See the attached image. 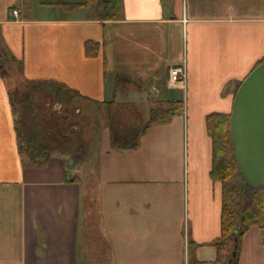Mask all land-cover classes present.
Wrapping results in <instances>:
<instances>
[{
	"label": "crops",
	"instance_id": "1",
	"mask_svg": "<svg viewBox=\"0 0 264 264\" xmlns=\"http://www.w3.org/2000/svg\"><path fill=\"white\" fill-rule=\"evenodd\" d=\"M114 1L118 16L101 22L63 6L74 3H53L58 17H31L20 0H0V54L25 81L57 82L92 100L85 111L92 104L105 112L96 102H113L146 117L143 89L152 94L149 110L159 101L181 102L183 110L130 151L110 148L103 121L86 138V164L64 177L58 156L42 168L20 158L9 100L15 89L0 78V264H82L96 238L113 264L216 258L210 244L220 236L221 185L209 175L205 118L231 111L235 89L264 58V0ZM86 41L102 46L94 57L85 56ZM182 64L184 87H170L168 69ZM135 85L141 93L128 91ZM237 264H264L256 228L242 240Z\"/></svg>",
	"mask_w": 264,
	"mask_h": 264
},
{
	"label": "trees",
	"instance_id": "2",
	"mask_svg": "<svg viewBox=\"0 0 264 264\" xmlns=\"http://www.w3.org/2000/svg\"><path fill=\"white\" fill-rule=\"evenodd\" d=\"M63 6L73 10H87L94 20L101 22L114 20L120 10L119 4L114 0H82L79 3L63 4ZM19 7L22 8L23 13H26L29 9V0H20ZM100 47L102 46L99 43L86 41L84 43L85 56L94 57ZM262 62H264V58L255 67ZM11 65L12 62L1 53L0 78H6L11 74ZM28 83H31L29 84L31 86H45L52 95L63 102L94 103L64 84L53 81ZM241 83L235 89L234 94ZM29 99L28 91L22 95H19L18 91L10 93L9 100L18 154L21 159L26 158L29 165L35 168L45 167L52 157L58 156L64 167L63 175L67 177V168L81 167L86 164L88 159V142L84 137V132L77 129L76 124L68 126L71 130L65 132L50 119L39 120L38 115H35L33 131L29 130L22 112L30 105ZM96 103L100 106L105 105L107 108L110 148L116 151L136 149L140 137L146 134L152 126L170 122L174 115L183 110L181 102L159 101L154 102L147 116L143 117L142 112L129 104H120L117 107L113 102ZM18 108L21 112L18 111ZM116 108H121V111H130L128 113L134 112L139 116L142 115V119L137 116L134 120L129 119L126 125L121 124L117 119ZM205 126L212 148L210 179L221 185V213L220 236L210 244L216 251V258L213 262L199 264H227L235 246L234 240H237L238 251L242 240L251 228H256L259 231L261 243L264 245V185L256 190L248 189L244 185L232 148L230 112L208 115L205 118ZM237 251L236 258L231 264H237ZM82 261H84L82 264H100L95 255H86ZM192 264H197V262L194 261Z\"/></svg>",
	"mask_w": 264,
	"mask_h": 264
},
{
	"label": "rangeland",
	"instance_id": "3",
	"mask_svg": "<svg viewBox=\"0 0 264 264\" xmlns=\"http://www.w3.org/2000/svg\"><path fill=\"white\" fill-rule=\"evenodd\" d=\"M81 1L82 0H29V6L32 9V12L29 14V16L58 17L60 16V11L57 8H54L57 6L53 5V3H79ZM46 3L47 5H42ZM84 11L88 13L87 10ZM6 82L8 83V86L10 88L18 91L19 95H22L27 91L28 93H30V105L26 107V109L22 110V112L26 118V126L31 131H33L32 125L34 123L35 115L39 116V120L43 119L46 121L50 119L51 121L56 122L58 127L65 130V132H70L71 129L68 126H70L71 124H76V128L81 129L84 132L85 139L89 136V134H92L93 130L101 131V129H99V126L103 123V121L107 122L108 111H97V109H95L92 104H87V109L85 111L83 105L80 102L73 101L67 103L60 101L58 98L52 95V93H50V90H47L45 86L40 87V85H29L31 83H28V81H25L22 77H20V74H18V72L12 74L11 71V74L7 76ZM118 89L121 97H124L125 99L132 98L133 95L126 96L127 90L123 86H118ZM131 89H133L135 93L140 92L138 90L140 89L138 85H135L134 88H129L128 91H130ZM122 93H125V95H122ZM142 97L146 101L145 104H147V108L149 110V101L153 99L152 94L143 89ZM116 106L118 107L120 106V104H116ZM142 106L143 105H141V107ZM105 109L107 110V108ZM120 109L121 108H116L115 110L117 111V119L119 122H121V124L126 125L129 119L134 120V118L139 116V114H136L134 112L128 113L130 111H121ZM136 110L142 112L140 109ZM148 110H146V114L148 113ZM18 111L21 112L19 108ZM139 117L142 119V115ZM104 124L105 123H103V125ZM103 125L101 126V128L103 127ZM23 160L27 159L24 158ZM83 179L84 178L82 177V180ZM87 208L88 206L86 202L83 201L81 206L82 215L80 223V239H83L84 234L87 231V224L84 221V214H86ZM91 229L93 233H91L90 235L94 234L95 236H98L96 227L93 226V228L91 227ZM96 240L98 241L99 246L98 248H92V253H94V255L96 256L97 262L100 264H113L109 259L110 255L108 253V248L105 247L101 240H98L97 238Z\"/></svg>",
	"mask_w": 264,
	"mask_h": 264
},
{
	"label": "water",
	"instance_id": "4",
	"mask_svg": "<svg viewBox=\"0 0 264 264\" xmlns=\"http://www.w3.org/2000/svg\"><path fill=\"white\" fill-rule=\"evenodd\" d=\"M231 142L244 185L256 190L264 185V62L243 79L230 111ZM227 264L236 258L237 240Z\"/></svg>",
	"mask_w": 264,
	"mask_h": 264
},
{
	"label": "built area",
	"instance_id": "5",
	"mask_svg": "<svg viewBox=\"0 0 264 264\" xmlns=\"http://www.w3.org/2000/svg\"><path fill=\"white\" fill-rule=\"evenodd\" d=\"M11 15L18 18V12L16 10H12ZM167 73L170 87H184L186 82V69L184 64L169 68Z\"/></svg>",
	"mask_w": 264,
	"mask_h": 264
}]
</instances>
